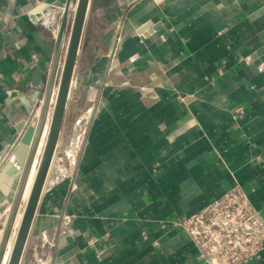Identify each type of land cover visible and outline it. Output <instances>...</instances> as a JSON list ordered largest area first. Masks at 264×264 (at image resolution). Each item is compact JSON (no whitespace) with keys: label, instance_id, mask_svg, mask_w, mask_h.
<instances>
[{"label":"crops","instance_id":"crops-1","mask_svg":"<svg viewBox=\"0 0 264 264\" xmlns=\"http://www.w3.org/2000/svg\"><path fill=\"white\" fill-rule=\"evenodd\" d=\"M37 2L0 0V163L27 116L18 94L54 54ZM77 83L60 151L91 112L85 145L75 165L55 160L20 264H207L163 224L236 182L264 216V0H94ZM12 175L0 181V238Z\"/></svg>","mask_w":264,"mask_h":264},{"label":"water","instance_id":"water-1","mask_svg":"<svg viewBox=\"0 0 264 264\" xmlns=\"http://www.w3.org/2000/svg\"><path fill=\"white\" fill-rule=\"evenodd\" d=\"M34 1L38 2L33 10H44L51 27L57 31L56 44L46 76L40 69L36 70L32 82L18 94L27 110V116L16 125L18 137L0 163V181L7 173L14 172L9 182L15 187L8 220L0 238V264L3 262L30 175L38 159L33 185L7 264H20L23 259L46 180L53 174L51 168L56 163L55 160L60 152L61 135L63 136L65 130L76 87L72 82L75 77L77 78V72L80 70V57L86 37V21L94 5V0ZM70 21V34L65 43ZM154 27L157 28V26ZM140 33H143V30ZM47 123L49 127L39 156L40 141ZM1 188L6 194L12 195L8 188L4 186Z\"/></svg>","mask_w":264,"mask_h":264},{"label":"built area","instance_id":"built-area-1","mask_svg":"<svg viewBox=\"0 0 264 264\" xmlns=\"http://www.w3.org/2000/svg\"><path fill=\"white\" fill-rule=\"evenodd\" d=\"M4 16L0 8V20ZM76 142L77 148L83 145L84 135L78 134ZM72 151H66L69 160ZM167 225L190 236L200 259L207 264H249L264 252V216L250 202L240 182L222 192L204 209L167 221L163 227ZM143 235L147 237L145 232Z\"/></svg>","mask_w":264,"mask_h":264},{"label":"rangeland","instance_id":"rangeland-1","mask_svg":"<svg viewBox=\"0 0 264 264\" xmlns=\"http://www.w3.org/2000/svg\"><path fill=\"white\" fill-rule=\"evenodd\" d=\"M90 116H91V112H90V114H89L88 116H87V115L84 116V118L82 119V121H81L80 124L78 125L79 128L77 129V133L74 135L73 139L70 141V143L68 144V146L65 145V146L62 148V150L60 151V152H61V153H60V156H57L56 159H60V160H62V161H61L62 163L71 160L70 162H71L72 165H73V164H74V165L76 164V162L78 161V155H79V152H80V150H81V148H82V144H81V146H80L79 148L76 147V144H77V142H76V137H77L78 134H81V135H84V136H85V131L83 130V128H84L85 125H87V122L89 121ZM69 149H71V150L73 149L72 152H73L74 155H75L76 162L73 161V159H70V160L68 159L66 151L69 150ZM69 153H70L71 156H72L73 153H71V152H69ZM71 158H72V157H71ZM24 203H25V202L23 201L22 204H24Z\"/></svg>","mask_w":264,"mask_h":264},{"label":"bare ground","instance_id":"bare-ground-1","mask_svg":"<svg viewBox=\"0 0 264 264\" xmlns=\"http://www.w3.org/2000/svg\"><path fill=\"white\" fill-rule=\"evenodd\" d=\"M74 83V80H73V82H72V84ZM74 154H72V158L71 159H73V161H74ZM37 163V162H36ZM35 174H36V166H34V169H33V171H32V173H31V176H30V179H29V182H28V188L26 189V191H25V194H24V198H26L27 196H28V194H29V190H30V188H31V184H32V182H33V178L35 177ZM33 185V184H32ZM9 256H7V258H8Z\"/></svg>","mask_w":264,"mask_h":264}]
</instances>
